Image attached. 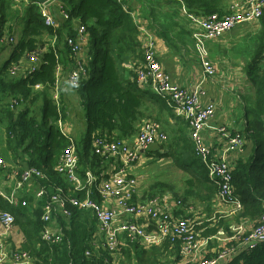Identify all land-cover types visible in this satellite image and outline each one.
I'll use <instances>...</instances> for the list:
<instances>
[{"label": "trees", "instance_id": "trees-1", "mask_svg": "<svg viewBox=\"0 0 264 264\" xmlns=\"http://www.w3.org/2000/svg\"><path fill=\"white\" fill-rule=\"evenodd\" d=\"M173 1L176 5H179V2L183 3L191 15L207 17L213 14L225 16L227 13L221 11L223 5L235 0ZM58 2L64 5L68 21L64 20L59 11L60 4H57L55 8L58 16L56 19L54 15L53 17L55 21L60 22V25L47 27L38 5L32 4L24 10L23 4L20 2L0 0V53L1 50L13 44L9 61L0 65V103L1 96L13 97L9 107H0V122L6 123L8 148L13 154L15 162L23 165L21 159L27 156L26 166L37 168L48 177L47 179L35 178L33 184L37 186L36 188L43 186L52 194L57 191L56 186H60L69 189L70 199L73 197L83 198L84 194L75 192L65 176L55 171L64 151L70 146L68 137L58 128V122L64 119L65 110H58L50 92L56 83V69L61 65V62L67 66L61 57H69L70 53L67 40L66 42L64 40L65 44H63L60 36L77 34L74 30L67 28V24L73 25L77 20L80 22V26L87 27L91 39L90 48L93 52L90 59L85 61L86 74L80 78L81 83L76 88V94L81 100L86 120V137L75 139L76 152L79 157L78 170L82 177L90 171L94 174L105 171L110 162L93 151V132L98 131L101 137L112 141L131 140L146 118L155 120L154 116V118H149L154 114L153 107L149 102L161 106L143 98L131 87L124 85L118 75L114 55L117 54L124 59L125 54L135 55L140 46L139 39L136 37V25L131 15L133 2L123 4L116 0H58ZM21 15L24 27L17 42L15 33L13 34L17 30L14 24L19 19L17 16ZM262 19L264 21V17ZM160 34L165 35L163 32ZM44 37H55L58 41L55 47H50L47 52L42 54L39 53L40 65L31 72L18 73L17 77L11 76L10 71L13 67H20L25 62L23 59H26L31 53L38 52L43 46ZM3 39L10 40L2 42ZM263 52L264 47L245 67L252 88L251 97L246 98L245 136L252 144V148L246 158H240L236 162L233 172L235 193L244 206L240 217L255 222V228L262 224L260 217L264 214ZM131 75L136 87L137 75L134 72ZM39 85H41L40 88L37 87ZM152 96L160 99L156 95ZM14 101H17L18 104H14ZM161 101L163 102V100ZM36 102L41 104L40 116L32 115L28 110ZM24 104H26V109L20 110V105L25 107ZM12 108L15 109L12 110ZM2 113H4L3 116ZM155 121L158 123L157 120ZM188 140L185 138L180 140L182 150L174 154L167 149L166 141L163 144L152 145L147 151L148 159L156 158L160 161L165 158H173L177 163V159L184 157L188 161L182 166L179 164L180 167L190 166L194 169L192 179L186 182L189 189L185 192L183 199L178 198L174 193L167 192L166 183H155L150 186L149 192L142 201L145 202L148 198L170 193L173 197L181 200L183 204L186 203L185 200L194 196H199L201 203L210 204L215 191L217 192V187L209 182L208 170L196 156L192 141V145H190V138ZM54 174L61 176L60 179L64 178L65 184L61 185L57 179L53 178ZM194 188H197V191H194ZM202 195L203 197H201ZM24 200L27 205H24ZM50 200V197L38 200L36 196L34 198L23 194L17 198L15 208L9 209L16 217L15 230L19 228L24 235V242L20 248L13 251L15 254L26 252L32 260H37L39 264H124L125 260L137 262L134 264H164L162 262L164 258H167V261H171V257L176 262L182 260L181 243L167 241L162 246L145 249L137 243L128 241L127 248L120 247L117 262L114 263L112 258L110 260L108 252L98 251L92 245V238L97 231L93 212L71 207L69 203H66V208L71 213L69 218L63 216L59 209L55 208L53 217H57L58 225L61 227L62 240L55 246H49L43 243L39 237L45 229L41 218L44 208ZM0 207L1 211L5 210L1 205ZM207 212L210 211L207 210ZM189 217L194 221V214ZM225 221L220 220L218 222L220 224H216L211 229L207 227L208 230L205 229L202 232L203 237L214 236L221 230L231 237L233 235L232 226L230 222ZM206 226L204 225V227ZM208 226L211 227V224L209 223ZM201 228L197 227V229ZM11 237L8 238L9 242H12ZM243 239L227 242V248L232 253L225 264H264V241L254 249H246L240 245ZM13 248L15 247L13 246ZM88 251L92 253L91 257L86 256ZM176 262H172V264Z\"/></svg>", "mask_w": 264, "mask_h": 264}, {"label": "built area", "instance_id": "built-area-1", "mask_svg": "<svg viewBox=\"0 0 264 264\" xmlns=\"http://www.w3.org/2000/svg\"><path fill=\"white\" fill-rule=\"evenodd\" d=\"M15 1L28 6L38 5L47 27L60 25L55 21L56 18L54 19L52 14L53 7L59 4L58 0H49L47 4H40L34 0ZM116 1L121 4L130 2V0ZM248 4L249 8L245 10L238 9L236 12L225 16L213 14L207 17L191 15L186 6L183 5L182 12L184 16L186 14L192 25L191 36H193L194 48L201 61L202 73L206 77H212L216 74V68L210 58L207 45L222 37L224 33L232 31L236 26L253 24L264 17V0H250ZM51 6L52 9L50 10ZM59 11L64 20L68 21L64 5L59 6ZM77 35L84 40L90 34L87 27L82 25L77 30ZM1 41L8 42V39ZM67 44L70 46L72 54L77 58L76 67L70 76L73 86H77L79 76L86 74L84 70L85 61L79 58L82 53V46L72 37L68 38ZM150 49L144 52V65L134 72L137 75L136 84L150 89L162 100L168 99L176 115L187 121L195 154L207 168L209 182L217 187L216 200L219 206L226 207V210H222L220 213L225 217L239 215L244 206L235 193L233 172L240 157L238 155L234 160H230L229 155L244 151V137L241 133L231 135L226 128H221V132L227 140V146L220 157L215 154L213 149L207 145L204 137L208 122L216 115L214 105L205 106L202 104L203 93L201 90L189 92L183 86L173 85L164 73L154 52ZM40 52L42 51L26 57L30 68L25 73L36 69L40 62ZM19 68L14 67L11 76H17L18 73L22 72L23 68ZM14 104H18L17 101H14ZM132 139L131 141L119 139L112 141L101 136L94 137L92 139L93 151L110 162L105 171L99 174L90 171L82 177L78 170L79 157L76 152L75 139L73 137L68 138L70 146L64 151L65 153L55 171L65 176L72 189L77 193L84 194V197L70 199L69 189L60 186H56L57 191L52 194L43 186L37 188L36 198L38 200L44 197L51 198L45 206L41 218L45 224V229L39 238L43 243L55 246L62 240V233L51 226L54 221L55 208L59 209L63 216L71 217L70 211L66 208V203L82 211L93 212L97 231L92 238V245L98 251L108 252L110 260L112 258L114 263L117 262L120 247H128V241L140 244L145 249L162 246L167 241L181 243V256L185 264H225L232 253L227 248V242L244 238L240 245L246 249H254L264 241V216L260 221L262 224L251 232L246 233L243 226L233 229L231 227V232L234 233L231 237L224 230H221L216 235L207 238L203 237L201 232L207 227L211 229L213 226L207 225L202 231H199L197 223L189 217L198 214V211L196 210V213L193 207L186 203L183 204L181 200H175L172 194L166 193L162 196L148 198L145 202H136V191L140 181L134 175V171L137 165L144 160V156L152 145L163 144L167 141V134L161 130L156 121L145 120V123L140 125L137 134ZM5 167V159L0 156V168L5 170ZM9 177L14 180L13 194L5 198L12 205H16L15 196L24 190L25 185L34 183L35 178H48L43 171L37 168H22L21 166L15 174L9 175ZM15 221L16 217L12 212H0V224L3 227L2 232H0V264H39L37 260H32L26 252L15 254L5 244L4 238L11 237L15 231ZM199 224L204 225L202 222ZM213 240L219 242L221 247L215 256L207 257L208 247ZM86 256L91 257L92 253L88 251Z\"/></svg>", "mask_w": 264, "mask_h": 264}, {"label": "crops", "instance_id": "crops-1", "mask_svg": "<svg viewBox=\"0 0 264 264\" xmlns=\"http://www.w3.org/2000/svg\"><path fill=\"white\" fill-rule=\"evenodd\" d=\"M132 2L133 9H131V15L136 25V37L139 39L140 46L135 55L125 54V58L121 60V68L125 73L124 76L129 81L128 85L131 88H136L140 93L144 94L148 92L155 96L150 89L147 90V88L139 86L138 84L135 87L132 81L133 76L131 75L132 72H136L138 68L144 65V52L151 48L150 50L154 52V55L161 64L164 73L168 76L169 81L173 85L183 86L189 92L201 90L203 93L201 98L202 104L205 106L214 105L216 115L208 122L207 128L205 129L206 131H204L207 145L220 157L227 146V140L224 138L221 128H226L231 135L241 133L245 139L244 151L239 154H230V160H234L238 155L240 158H246V156L250 154L249 152L252 148V144L245 136V106L246 98H250L252 95V88L246 75L245 67L256 56L257 52L261 51L264 47L263 19L256 21L253 24L236 26L232 31L224 33L222 37L207 45L210 58L216 68V74L212 77H206L204 73H202L201 61L194 48V40L193 36H191L193 32L192 25L186 17V14L184 16L182 12L184 4L179 2V5H176L173 3V0H130L129 3ZM248 3V0L226 2L221 11L225 14H229V12L234 13L240 8L248 7ZM59 4L63 5L62 3ZM29 7L30 6L28 5H23L24 10ZM51 9L52 6L50 7V10ZM52 14L55 18L58 16L55 6L52 9ZM17 24H19V22ZM66 27H69L77 33V30L80 28V22L75 20L73 25L68 23ZM161 32L165 33V35L160 34ZM14 33L16 34V32H13V34ZM18 34L16 41L20 37V32H18ZM69 37L74 38V40L82 46V53L79 58L82 61L90 59L93 52L90 48L91 39L89 35H87V38H84V40L80 39L77 34L66 35V37L60 36L61 40H63V44H65L66 40L68 43ZM57 41L58 40L54 37H44L43 46L38 51H42L40 54L47 52L50 47L56 46ZM68 48L70 49V53L68 54L69 57H61V59L67 63V66H64L61 62V65L56 69V81L61 79L62 83H60L58 90L55 87L50 91L52 99L56 103L59 111L64 106L63 101L65 102L67 98L69 103H71V101L76 103L74 96H71L73 95L72 90L74 87L70 76L76 67L77 58L72 54L69 45ZM11 49L12 48H10V50ZM23 61L25 62L20 66V68H23V70L21 69L22 72H20L22 74L30 68L27 59H23ZM40 63L41 59L38 65H40ZM162 103L163 104H158L161 106L159 107L154 103L149 102L153 107V116L155 119H159L157 121L160 124L162 131H165L167 134L165 145L167 149L171 151L170 153L174 154L182 150L179 141L183 138L188 140L190 138V130L187 121L176 115V112H174V108L171 106L168 99H163ZM75 107L78 108L77 104H75ZM14 109L15 108H12V110ZM63 115L64 119H61L58 122L60 132L65 134L68 138L73 137L78 140L83 133L77 118H74L69 112H65ZM84 121L86 122L85 118ZM5 124L6 123L4 122H0V156L3 157L6 162L5 170L0 168V205L5 208L4 211L12 212L9 210L10 208H8V206L14 208L17 205V198L23 194L35 198L38 190L36 188L37 186L31 182L30 184L25 185L24 190L16 194V205H12L5 198L10 197L13 194L14 180L11 179L9 175L15 174L20 166L22 168L27 167L26 159H28L27 156L21 159L23 165L15 162L14 156L8 148V135ZM97 136H101L100 133H98V131L93 132L92 139ZM190 145H192L191 138ZM147 155L148 154L144 156V160L141 162L143 166H146L141 176L146 175L148 168H154L159 164V162H151L154 159H149L148 161ZM141 164L137 165L136 171H138ZM153 172V169H150L148 176L151 177L154 174ZM150 186L151 185L142 187V183L140 182L136 191V202L143 200V197L149 192ZM217 193L218 191H215V195L211 199L210 204L198 201L203 207L204 216H206L204 221L200 219L201 222L203 224L204 222H209L213 227L216 224H220L218 223L220 220H226L225 222H229L233 218L232 216H234L230 215V219H227V217L220 213L222 210H226V207L219 206L216 200ZM203 195L201 197H203ZM24 205H27L25 200ZM207 210L210 212H207ZM0 212L2 211L0 210ZM236 221L239 222V224H241V222L246 223L248 225L246 228L248 231L253 230L256 226L255 222L242 217H238ZM51 227L55 230H61V227L58 225L57 217L54 218ZM2 230L3 228L1 227L0 232H2ZM18 236H21V238ZM6 238H4V242L11 251L20 248V245L24 242L23 232L19 230V228H16L14 231L11 237L12 242H9V239L6 240ZM13 246L15 248H13ZM140 247L143 246L140 245ZM220 247L221 245L219 242H216L215 240L211 241L208 247L207 257L215 256L216 251H218ZM167 260V258H164L162 259V262H164V264H172V262H176L173 257L170 258L171 261ZM174 264H185V261L182 258V260H178V262Z\"/></svg>", "mask_w": 264, "mask_h": 264}, {"label": "rangeland", "instance_id": "rangeland-1", "mask_svg": "<svg viewBox=\"0 0 264 264\" xmlns=\"http://www.w3.org/2000/svg\"><path fill=\"white\" fill-rule=\"evenodd\" d=\"M13 7H15V6H13ZM248 8L249 7L240 8L239 10H245V9H248ZM229 13H232V12H229ZM17 19L18 20L12 19L13 21L16 20L17 23H18V21L21 22V24L20 23L19 24H17V23L14 24V27L17 29L16 34H15V37H16L15 40L18 37L17 35H19L18 32H20V34H21V31L23 30V27H24V25H23L24 22H22L21 18L19 16H17ZM8 40H10V39H8ZM12 45H10L9 47H6L3 50H1V53H0V65H4L6 62L9 61L8 60L9 59V55L11 54L10 48H12ZM7 48H9V49H7ZM31 55H34V54L31 53L28 56H31ZM114 57L116 59L117 71H118V75L120 76L121 82L124 85H127L128 87H130L128 85L129 81L124 76L125 73L123 72V70L121 68L122 57H120L117 54H115ZM13 69H14V67H13ZM13 69L10 71V74L13 71ZM61 74H62V72H61ZM56 77H57V73H56ZM79 77L81 78L82 75L79 76ZM60 83H62L61 79L56 81V83H55L53 88L56 87V89L58 90ZM80 83L81 82H80V79H79L78 85L77 86H73L75 88V90H74V88L72 90L73 91V95H71V96H74V98L76 99V103H73L71 100L70 101H71L72 104L69 103L68 98H67V100L65 102L63 101L64 106L61 109L65 110V112H69V114L73 115L74 118H77L79 126L82 129V133H83L82 136L80 137V139H83V138L86 137V133H85L86 122L84 121L85 114H84V108L81 105V100H80L79 96L76 94V88L80 85ZM37 87H41V85H39ZM132 90L137 92V93H139V94H141V96L143 98H145V99H147L149 101H154V102H156V104L162 103V101H161L162 99L161 98H160L161 99L160 100L159 98L153 97L149 93H144V94L140 93L136 88H132ZM1 97H2V101L0 103V107H3V106H6V108L9 107L13 97H8V96H1ZM26 104H24L25 107L23 105L22 106L20 105L19 109L20 110H25L26 109ZM75 104H77L78 108L75 107ZM40 105H41L40 102H36V104L32 105L31 109H28V110L31 111L32 115H35V116L39 115L40 116V110H39ZM28 108H29V106H28ZM3 115H4V113H2V116ZM149 118H154L153 114L150 115ZM151 120H153V119H151ZM155 120H159V119L156 118ZM155 120H153V121H155ZM149 159H148V161H149ZM176 161H177L178 165L174 162L173 159L165 158L164 160H160L159 161V159L155 158L151 162H153V163L159 162V164L156 165L154 168H148V171L146 172L145 176H141L144 168L146 167V166H143L142 164L138 168V172L135 170L134 174H136L138 177H140L139 179H140V182L142 183V187H145L147 185H152V184H155V183L156 184H158V183H164L165 184L166 183L167 186H168V188L166 189L167 192H170L172 194L174 193L178 198L180 197V199H183V197L185 195V192L189 189V186L186 185V182H187V180L192 179V176L194 174V169H192V167H190V166H184V168L179 166V164L182 166V165H184V164H186L188 162L184 157L182 159L179 158ZM150 169H153V171H154L153 172L154 174L151 177L148 176V173H149ZM60 177L58 175H56V174L53 175V178L57 179L58 182L61 183V185H64L65 184V180H64V178L60 179ZM169 187H171V188L169 189ZM194 191H197V188H194ZM199 198H200L199 196H194V197L190 198L189 200H185V202H186L187 205H189L190 207L195 208V210H197L199 212V214H194V216H195L194 222L197 223V227H202L201 229H198L199 231H202L204 225H208L209 222H204V225H200L199 224L201 222V220L204 221V219L206 218V216H204L205 214H203V207L198 202ZM175 199L178 200L176 197H175ZM8 208H11V207L8 206ZM263 216L264 215H262L260 217V221H262V217ZM232 217L233 218L229 221L231 226H232V229L243 226V228H245L246 233H247L248 230L246 228L248 227V225L246 223H244V222H241V224H239V222L236 221V219H238V217H240V214L239 215L235 214ZM228 218L230 219L229 215L227 216V219ZM1 227L2 226L0 224V228ZM206 230H208V229H206ZM201 235L203 236L202 232H201ZM18 237L21 238V236H18ZM208 237H210V236H207V238ZM8 238H6V240ZM123 263L124 264H134V263H137V262H135V261H133V262L131 261L130 262V261H126L125 260V262H123Z\"/></svg>", "mask_w": 264, "mask_h": 264}, {"label": "water", "instance_id": "water-1", "mask_svg": "<svg viewBox=\"0 0 264 264\" xmlns=\"http://www.w3.org/2000/svg\"><path fill=\"white\" fill-rule=\"evenodd\" d=\"M37 1L40 4H47L49 0H34Z\"/></svg>", "mask_w": 264, "mask_h": 264}]
</instances>
